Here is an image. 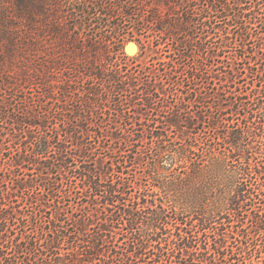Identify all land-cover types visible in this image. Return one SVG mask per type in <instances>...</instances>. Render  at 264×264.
Wrapping results in <instances>:
<instances>
[{
    "label": "trees",
    "instance_id": "1",
    "mask_svg": "<svg viewBox=\"0 0 264 264\" xmlns=\"http://www.w3.org/2000/svg\"><path fill=\"white\" fill-rule=\"evenodd\" d=\"M0 264H264V0H0Z\"/></svg>",
    "mask_w": 264,
    "mask_h": 264
},
{
    "label": "rangeland",
    "instance_id": "2",
    "mask_svg": "<svg viewBox=\"0 0 264 264\" xmlns=\"http://www.w3.org/2000/svg\"><path fill=\"white\" fill-rule=\"evenodd\" d=\"M131 43H133V44H131ZM124 52L128 55V56H130V57H134V56H136L137 55V53H138V47H137V45L133 42V41H128V42H126L125 44H124ZM103 113V116L104 117H106V118H108V117H111V116H113L114 114V112L111 110V111H109V112H102ZM105 128V127H104ZM110 145H113V144H110ZM113 146H115V145H113ZM117 146V145H116ZM69 148H71L72 150H73V147H69ZM132 167V166H131ZM131 169V171H130V173H133V170H134V168L132 167V168H130ZM27 172L24 170V169H20V170H18L17 171V173L16 174H19V177L20 178H28V176H27V174H26ZM12 178H15L14 176H12ZM30 210V209H29ZM17 231H18V229H16L15 228V226H13V229H11L10 230V232H12V233H17Z\"/></svg>",
    "mask_w": 264,
    "mask_h": 264
},
{
    "label": "water",
    "instance_id": "3",
    "mask_svg": "<svg viewBox=\"0 0 264 264\" xmlns=\"http://www.w3.org/2000/svg\"><path fill=\"white\" fill-rule=\"evenodd\" d=\"M131 44H133V43H131Z\"/></svg>",
    "mask_w": 264,
    "mask_h": 264
}]
</instances>
